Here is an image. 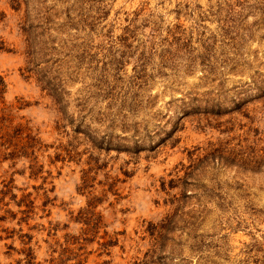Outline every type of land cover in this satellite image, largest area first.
<instances>
[{
  "label": "rangeland",
  "instance_id": "374dc122",
  "mask_svg": "<svg viewBox=\"0 0 264 264\" xmlns=\"http://www.w3.org/2000/svg\"><path fill=\"white\" fill-rule=\"evenodd\" d=\"M0 264H264V0H0Z\"/></svg>",
  "mask_w": 264,
  "mask_h": 264
},
{
  "label": "trees",
  "instance_id": "16d2710c",
  "mask_svg": "<svg viewBox=\"0 0 264 264\" xmlns=\"http://www.w3.org/2000/svg\"><path fill=\"white\" fill-rule=\"evenodd\" d=\"M4 88H5V83L2 77L0 76V96H1V93L4 91Z\"/></svg>",
  "mask_w": 264,
  "mask_h": 264
}]
</instances>
